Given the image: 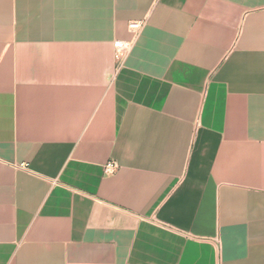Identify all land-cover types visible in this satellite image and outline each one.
Returning <instances> with one entry per match:
<instances>
[{"label": "crops", "instance_id": "0c3cea01", "mask_svg": "<svg viewBox=\"0 0 264 264\" xmlns=\"http://www.w3.org/2000/svg\"><path fill=\"white\" fill-rule=\"evenodd\" d=\"M0 264H264V0H0Z\"/></svg>", "mask_w": 264, "mask_h": 264}, {"label": "built area", "instance_id": "2783aa9c", "mask_svg": "<svg viewBox=\"0 0 264 264\" xmlns=\"http://www.w3.org/2000/svg\"><path fill=\"white\" fill-rule=\"evenodd\" d=\"M140 25L138 23H130L129 29L131 31L138 30ZM113 47L115 49L116 57H119L122 55L123 52H125L128 49V45L123 43L122 41H115L113 43ZM21 167H26L27 165H20ZM117 168V165L114 162H108L104 166V171L106 173H112Z\"/></svg>", "mask_w": 264, "mask_h": 264}]
</instances>
